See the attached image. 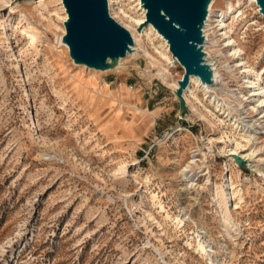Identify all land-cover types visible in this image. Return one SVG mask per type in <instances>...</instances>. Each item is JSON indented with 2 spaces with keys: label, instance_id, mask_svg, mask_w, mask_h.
Wrapping results in <instances>:
<instances>
[{
  "label": "rangeland",
  "instance_id": "1",
  "mask_svg": "<svg viewBox=\"0 0 264 264\" xmlns=\"http://www.w3.org/2000/svg\"><path fill=\"white\" fill-rule=\"evenodd\" d=\"M110 3L132 54L96 70L58 0H0V264H264V16L210 2L182 108L139 2Z\"/></svg>",
  "mask_w": 264,
  "mask_h": 264
},
{
  "label": "water",
  "instance_id": "2",
  "mask_svg": "<svg viewBox=\"0 0 264 264\" xmlns=\"http://www.w3.org/2000/svg\"><path fill=\"white\" fill-rule=\"evenodd\" d=\"M68 19L64 21L62 43L68 47L75 64L96 70H107L119 59L131 53L132 37L118 24L108 11L107 0H61ZM212 0H140L145 10V22L151 24L168 43L173 57L184 73L177 82V99L184 107L182 92L191 76L206 85L212 84V70L204 63L203 27ZM260 14L264 15V0H256ZM238 166L244 161L233 155Z\"/></svg>",
  "mask_w": 264,
  "mask_h": 264
},
{
  "label": "bare ground",
  "instance_id": "3",
  "mask_svg": "<svg viewBox=\"0 0 264 264\" xmlns=\"http://www.w3.org/2000/svg\"><path fill=\"white\" fill-rule=\"evenodd\" d=\"M59 1V3L61 4V6H62V10H64V17H63V23H64V21L65 20H67L68 19V16L66 15V12H65V9H64V7H63V5H62V1L61 0H58ZM112 0H107V3H108V6H109V4H112V3H110ZM137 2H139V6H140V9L141 10H143L142 11V18L141 19H139V20H133V22H135V24L137 25V26H140V25H142V24H144V22H145V10L141 7V5H140V0H136ZM253 3H254V5L255 6H257V4H256V0H251ZM115 2L116 3H118V0H115ZM119 9V8H118ZM257 9H258V13H260L259 12V7L257 6ZM119 12H120V14H122L125 18H130V17H128L122 10H120L119 9ZM262 15V14H261ZM222 16V15H221ZM264 16V15H263ZM143 19H144V22H143ZM208 20V19H207ZM207 22V21H206ZM146 26V27H145ZM143 27H145V29L144 30H148V32L150 33V34H153L156 38H158L161 42H162V48H163V53H160V55H161V57L163 58V60L166 62V66L168 67V68H170V67H174V65H175V63H178L179 64V62L173 57V55H172V53L170 52V50H169V45H168V43H167V41L161 36V35H159L158 33H157V31L153 28V26L151 25V24H147V25H144ZM126 29V28H125ZM129 32V31H128ZM202 32H204V31H202ZM62 33L63 34H65V31H64V25H63V27H62ZM27 35H28V37H29V39H31V42L33 43V41L35 40V37H36V34H35V32H33V31H31V30H27ZM203 37H204V34H203ZM61 39H62V37H61ZM64 45V44H63ZM65 46V45H64ZM66 47V46H65ZM203 49H204V46H203ZM204 52V51H203ZM134 53V52H133ZM132 54V53H131ZM204 55H205V52H204ZM123 59V58H122ZM204 63L206 64V65H208L209 67H210V64L207 62V60L208 59H206V56H204ZM121 61V60H120ZM180 65V64H179ZM181 66V65H180ZM182 67V66H181ZM183 68V67H182ZM213 69V68H212ZM211 69V70H212ZM216 70V69H215ZM164 72H168V70L165 68L164 69ZM218 79V78H217ZM216 79V80H217ZM189 81H191L192 83H193V86L194 85H196V86H199L200 85V80H199V78L198 77H196V76H191L190 77V80ZM218 81V80H217ZM214 83V82H213ZM177 85V84H176ZM211 87V86H210ZM203 88V91H205V94L207 93L206 92V90L207 89H209L208 87H207V85L206 84H203L202 83V87L200 88V89H202ZM187 89H188V91H192V89L189 87V85L187 86ZM184 94V93H183ZM208 98H210V95H209V97ZM214 99V98H213ZM214 101V100H213ZM217 105V104H216ZM216 107H218V106H216ZM247 133H248V131H247ZM253 138V136H251V134L249 135V140H251ZM201 249L204 251V249H203V247H201Z\"/></svg>",
  "mask_w": 264,
  "mask_h": 264
}]
</instances>
